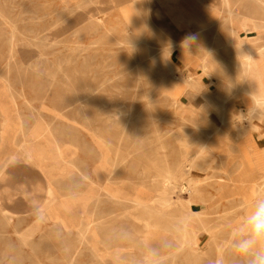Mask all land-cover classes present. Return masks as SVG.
I'll return each mask as SVG.
<instances>
[{
  "label": "rangeland",
  "instance_id": "obj_1",
  "mask_svg": "<svg viewBox=\"0 0 264 264\" xmlns=\"http://www.w3.org/2000/svg\"><path fill=\"white\" fill-rule=\"evenodd\" d=\"M205 2L220 12L218 21H197L192 0L173 6L163 0H0V94L8 105L0 108L6 151L0 149V264H248L231 247L246 232L253 204L221 192L219 179L231 181L229 167L217 169L205 159L213 143L229 140L216 123L217 98L233 80L230 59L241 53L235 33L225 40L214 30L234 32L238 17L250 12L264 22V0ZM185 8L197 20L189 21ZM247 21L252 27L249 16L241 27L250 30ZM133 22L139 29H131ZM223 46L230 51L223 53ZM206 62L228 73L224 82L211 80L216 90L201 81ZM171 70L181 76L172 78ZM192 91L209 99L215 113L206 133L199 103L185 101ZM105 164L102 179L97 168ZM255 170L250 180L263 176L264 167ZM169 172L179 185L190 186L189 178L199 185L166 190L162 178ZM105 181L120 188L121 198L103 188ZM43 195L44 205L33 201ZM62 201L71 205L58 210L71 227L51 213ZM151 221L160 232L147 242ZM193 229L201 238L195 251L182 238Z\"/></svg>",
  "mask_w": 264,
  "mask_h": 264
},
{
  "label": "bare ground",
  "instance_id": "obj_2",
  "mask_svg": "<svg viewBox=\"0 0 264 264\" xmlns=\"http://www.w3.org/2000/svg\"><path fill=\"white\" fill-rule=\"evenodd\" d=\"M230 1V0H229ZM213 3V2H212ZM231 4H229V7H230ZM233 6V5H232ZM231 6V7H232ZM215 7V6H214ZM217 8V7H216ZM212 9V8H211ZM230 9V8H229ZM208 10H209V7H208ZM212 13H214L215 15H217V19H219V16H220V12H217L215 10H211ZM230 11V10H229ZM232 19V18H231ZM216 22V21H215ZM248 22V21H247ZM131 29L132 30H136V29H139V26L138 24H134L131 23ZM141 25V24H140ZM144 26V25H143ZM144 28V27H143ZM239 28V27H238ZM258 28V27H257ZM142 29V28H141ZM235 30H237L235 27H234V32ZM243 35V34H242ZM241 35V36H242ZM145 39V38H144ZM148 41V40H147ZM145 42V41H144ZM234 44L236 45V50L238 52H241V53H237V61L235 62V72L233 73V80L232 81H227L226 85L224 87H222L219 91V94H218V98H217V101H218V109H217V113H218V116L220 117V119L218 121H216V123L218 124V126H222L221 128L219 127L218 129H222L223 132L226 134H228L229 132V129H231L232 127L234 128H237L238 129V132H239V135L240 134V131H242L244 134L246 130L244 124H245V121L246 120H249L250 121V127L252 126H255L254 124H259L264 121V70H263V67H264V54L263 55H259L258 53H253L251 50L250 52H247L245 53L244 51V46H248V43L250 42L249 39L247 38H241L237 41H233ZM177 43V42H175ZM145 46V45H144ZM250 48V47H249ZM170 49V48H168ZM167 49V50H168ZM180 49V48H178ZM242 50V51H241ZM176 51V50H175ZM256 51V49H255ZM261 50L257 51L260 53ZM152 52V50H151ZM154 52V51H153ZM175 53V52H174ZM154 55V53H153ZM160 55V54H159ZM168 55V54H167ZM156 56V55H155ZM153 57V56H152ZM169 57V55H168ZM171 58V56H170ZM214 58V57H213ZM216 58V57H215ZM209 59V58H207ZM219 59V58H218ZM151 60V59H149ZM163 60V59H162ZM165 60V59H164ZM173 60V59H172ZM158 62V61H157ZM176 62V61H175ZM160 63V62H159ZM174 63V62H173ZM167 65V64H165ZM169 66V65H168ZM176 66V65H175ZM174 66V67H175ZM173 67V68H174ZM166 68V67H165ZM176 69V68H175ZM221 69V68H220ZM219 69V70H220ZM161 70V69H160ZM172 71V78L175 79V77H179L181 75H177L178 73H175L174 70H171ZM169 71V72H171ZM180 71V70H179ZM151 72H153L151 70ZM181 72V71H180ZM185 72V71H184ZM203 72H205L207 75H209L211 77V80L212 81H215V76L220 78V80L222 82H224L226 79H227V75L228 73H226L225 71H218L217 70V67L215 65H210V64H207L204 63L203 65ZM228 72V71H227ZM169 74V73H167ZM197 74V73H196ZM188 75V74H187ZM186 75V76H187ZM184 76V75H183ZM208 76V77H209ZM229 76V75H228ZM166 77V76H165ZM164 77V78H165ZM185 77V76H184ZM230 77V76H229ZM163 78V77H162ZM171 78V79H172ZM182 78V77H181ZM195 78V77H194ZM240 78L243 79L242 82H240ZM161 79V77H160ZM196 79V78H195ZM184 80V79H183ZM165 81V80H164ZM182 81V80H181ZM185 81V80H184ZM190 82V81H189ZM194 82V81H193ZM169 83L168 81H166V83L163 84L162 88L164 90L168 89L169 88ZM172 84V83H171ZM178 84V83H177ZM188 85V84H187ZM186 85V86H187ZM224 85V84H223ZM227 87V88H226ZM138 88V87H137ZM199 88V86H198ZM203 88V87H202ZM206 88V87H205ZM219 89V88H218ZM193 92V91H192ZM240 93H244L246 94L247 96L251 97L253 99V106L250 107L249 109L247 110H240V112L238 114H234L232 112V109H231V106H230V103H231V99L233 96L237 95V94H240ZM88 98V97H87ZM216 99V98H215ZM214 99V100H215ZM3 101V95L0 94V108L2 111H4L5 107H8V105L5 103V106L3 105L2 103ZM235 103V102H234ZM217 104V103H216ZM130 109V108H129ZM231 114V115H228V114ZM248 115H250V118H248ZM117 119V118H116ZM131 120V119H130ZM236 122H240L241 125L243 126L242 127V130L239 129L237 126V123ZM4 124H5V120L3 122V131L1 133V138L3 139L4 137V130L6 129L4 127ZM35 124V123H34ZM128 124V123H127ZM262 124V123H261ZM260 128V127H259ZM207 129V128H206ZM257 129V127H256ZM219 132V131H218ZM227 137H224L223 136V139H226ZM112 144V143H111ZM196 144V143H195ZM205 148L206 147H201L200 150H204L205 151ZM113 151V150H112ZM202 153V152H201ZM203 154V153H202ZM204 155V154H203ZM61 156H63V148L61 149ZM60 156V157H61ZM105 156H106V153H105ZM109 156V155H108ZM14 157V155H12V158ZM59 157V156H58ZM100 157V156H99ZM203 157V156H202ZM107 159V158H106ZM9 164V163H8ZM113 164V163H112ZM246 166V164H245ZM4 167V166H3ZM2 167V168H3ZM103 167H106V164L105 166H101V168H97V173L100 175V177L102 179H104V169ZM247 168L248 166H246L245 170L243 168V173H246L247 171ZM3 171V170H2ZM170 173V172H169ZM181 173V172H180ZM182 176V174H181ZM184 176V175H183ZM188 176V175H187ZM3 177V172H1L0 170V179ZM51 178V177H50ZM101 179V180H102ZM163 179V187L167 189H171V188H175L176 186H178V179H177V176H175V174H169V176H166ZM211 180V179H210ZM208 180V181H210ZM236 180V181H235ZM255 183H250V186L248 185L247 181V176L246 177H243L242 179H236V178H232V180L230 181V183H228L229 181L228 180H224L223 178H220L219 179V182L221 181V183H219V187L218 189L223 192V193H229L231 192L232 194H236V195H242L245 199V203L247 205H249V207L254 203V201L256 200L257 198V193H258V187L260 186V184H264V173H263V176L260 177L259 179H251L249 180L250 182L251 181H255ZM189 181H190V186H185V184H180L178 187L180 190L183 191H190V187H192V184L194 183L195 185H199V180L198 179H193V178H189ZM217 181V180H216ZM237 181H239L240 183H237ZM106 182V181H105ZM193 182V183H192ZM192 183V184H191ZM105 185L103 186V188H106L109 190V192L111 193L112 197H117V198H121V195H120V188H111L108 183H104ZM236 188L239 189V191H241L240 193L239 192H234L236 190ZM176 189V188H175ZM174 189V190H175ZM196 189V188H195ZM217 189V191H218ZM260 189V188H259ZM38 191H42L44 192V194H47L49 192V189L47 187H40L37 189ZM177 190V189H176ZM193 194V193H192ZM214 195H212L213 197ZM161 196H159L160 198ZM192 197V196H191ZM45 198V197H44ZM43 198L44 202L40 203V205H44L45 204V199ZM122 198H126V195L123 194ZM128 198V197H127ZM113 199V198H112ZM131 199V198H130ZM162 199V198H160ZM38 200V199H37ZM165 200V199H164ZM131 201H133L135 203V205L137 206H146V207H152V203H148L147 205L146 204H142L140 203L139 201H136L134 199H131ZM157 202H159V199H158V196H157V199H156ZM161 201V200H160ZM190 203H192L191 199H190ZM55 204V203H54ZM92 204V203H91ZM166 205V203H164ZM164 205V206H165ZM192 205V204H191ZM243 205V204H242ZM60 207H64V208H68V211H71V205L66 203L65 201H62V202H58L57 204L54 205L53 209L51 210V213H53V217L54 218H59V220L61 219L67 226H70L68 224V221L66 220V218L62 217V215H60L59 213V209ZM241 207V206H240ZM192 209V208H191ZM248 209V208H247ZM95 210V209H94ZM190 210V209H189ZM245 210V209H243ZM181 211V210H180ZM193 214H197L198 212L192 210ZM222 212V211H221ZM50 213V212H49ZM246 213V212H245ZM142 214V213H141ZM248 215V214H247ZM6 216V215H5ZM185 216V215H183ZM160 217V216H159ZM222 218V217H221ZM152 219V218H151ZM182 219V218H181ZM190 219V218H189ZM131 220V219H130ZM150 220V219H149ZM79 221V220H78ZM90 221V220H89ZM88 222V221H87ZM148 222V221H147ZM183 222V221H182ZM89 223V222H88ZM92 223V222H91ZM134 223V222H133ZM156 223V221H155ZM154 222H150V223H147L146 224V228L149 229V232L147 234V236L145 237V240L147 242H149V239L154 237L156 234H158L159 229L157 230V224H155ZM186 223V221H185ZM90 224V223H89ZM71 227V226H70ZM94 227V226H93ZM178 227V226H176ZM89 228V227H88ZM179 228V227H178ZM27 230V229H26ZM235 230V229H234ZM233 230V231H234ZM207 231V230H206ZM164 232V231H163ZM180 232V230H179ZM200 232V231H199ZM165 233V232H164ZM233 233V232H232ZM20 236V235H19ZM182 238L183 240L185 241V243L187 242V239H189V242L191 243L190 245L193 247V250H197L196 248L201 245V238H200V233H198L197 230L193 229L191 230L190 232V236L189 238H187V235L186 234H183L182 235ZM181 238V239H182ZM210 242V241H209ZM31 243V242H30ZM189 244V243H188ZM233 246V245H232ZM207 247H205L206 249ZM232 248V247H231ZM204 249V247H203ZM181 250V249H180ZM201 252V251H200ZM192 253V252H191ZM194 254H196L195 252H193ZM199 253V252H198ZM197 253V254H198ZM202 253V252H201ZM205 253V252H204ZM222 253V252H221ZM150 251L148 252L147 256L148 257H151L150 255ZM192 255V254H191ZM199 255V254H198ZM197 255V256H198ZM201 255V254H200ZM190 256V255H189ZM191 257V256H190ZM194 257V256H192ZM154 259H152V262H153ZM155 261V260H154ZM71 262V261H70Z\"/></svg>",
  "mask_w": 264,
  "mask_h": 264
},
{
  "label": "crops",
  "instance_id": "obj_3",
  "mask_svg": "<svg viewBox=\"0 0 264 264\" xmlns=\"http://www.w3.org/2000/svg\"><path fill=\"white\" fill-rule=\"evenodd\" d=\"M156 4L158 3V0H153ZM164 3L166 5L169 6H173V5H178V0H163ZM192 5L190 4L189 6L193 7V15L196 18V15L198 17L197 19L191 18V14L190 12L187 11V9L185 8L184 11L187 13V17H190L191 19L189 21H193V20H197V21H201V23H205L206 19H210L211 21H218L217 19V15H214L212 13V9L211 7H209V14L208 16H204V13L200 12V10L198 9V5L202 6V10L203 12L208 8L205 7L206 6V2L205 0H192ZM203 2V4L201 3ZM217 5V3H214ZM243 16H249V18L251 17L253 20V23L251 24L252 27H250V21L248 22V26L247 28H250V30L248 29H244L243 27H241V22H242V17ZM241 17H238L237 22L238 25L235 27L237 30H235L236 32H233L231 29H226V30H222L220 29L218 31V29L214 30V36L215 38H222L225 39L230 37V34L228 35V33L232 32L235 33L236 35L234 37H236V40H239L241 38H247L250 40V42L248 43V48L253 52V53H263L264 54V22H260L258 19L255 18L254 14L250 12V14H244ZM203 20V21H202ZM239 27V28H238ZM258 27V28H257ZM243 34V35H242ZM242 35V36H241ZM213 36V37H214ZM226 42V41H225ZM231 48L226 49V46L222 47V52L223 53H228L230 51ZM256 49V51H255ZM245 53L249 52L247 50V48L244 49ZM260 51L257 52V51ZM236 51V48H235ZM221 52V51H220ZM232 53V51H231ZM264 58V57H263ZM236 59H230V61L232 62V64H234V62ZM264 61V60H263ZM264 70V67H263ZM204 74L202 76V83H204L206 86H208L211 90H216L217 89V85L213 84L211 81V77ZM186 98V99H185ZM185 101H187L188 103H193L192 105H194V103H199V110H200V114L202 115L201 117L205 118L208 122V124L204 127L206 129V131H204L205 133L208 132L209 130H211L212 127V123H213V118H215V113L211 110V105L209 104V99H207L203 94L200 93H194L192 92L190 97H186L185 95ZM248 99H245L244 95L237 94L235 96L232 97L231 99V103H232V112L234 114H238L240 112V110H247L250 107L253 106V99L249 96H247ZM247 101H249V105L247 104ZM235 102V103H234ZM195 107H197V105H194ZM198 110V111H199ZM248 118H250V115H248ZM237 126H239L238 128L242 130V125L240 122H236ZM262 123V124H261ZM259 124H254L255 126L250 127V121L246 120L245 121V128L247 131H245L244 134H242L243 132L240 131L238 132L237 128H231L229 129L228 132V136H229V140L224 141V142H219V143H213L214 145H212V148L214 149V152H210V153H206L207 157L205 159V162L207 165H212V166H217V169H219L221 166H228L229 168L227 169V172L229 171V173L227 174V179L232 180V178H236V179H242L243 174L240 171V167L242 165V163L246 164V166H248L247 169V179L250 180V174H253L255 172H257L258 170H255L256 168H262L264 167V121H262ZM257 127V129H256ZM260 127V128H259ZM196 143H200L202 144V146H206L204 142L201 141V139L197 136L196 138ZM196 144V145H197ZM0 149L4 150L2 147H0ZM230 151V152H229ZM5 154L6 151L4 150ZM11 153H13V151L11 150ZM14 157H15V153H14ZM13 157V158H14ZM243 157V158H242ZM250 165L252 166V169L250 170ZM5 166L3 168H0L1 172H3L2 170H4ZM217 173V172H216ZM221 174V173H220ZM223 174V173H222ZM221 174V175H222ZM3 177L0 179L2 180ZM46 185V184H45ZM29 190H22L23 193V198H27L29 197L28 194ZM44 193V192H43ZM13 194V193H11ZM5 196V195H4ZM7 196V195H6ZM45 197V195L43 196H38L34 198V202H37L39 205L42 202L43 203V198ZM237 197H239V195H237ZM38 199V200H37ZM45 199V198H44Z\"/></svg>",
  "mask_w": 264,
  "mask_h": 264
},
{
  "label": "clouds",
  "instance_id": "obj_4",
  "mask_svg": "<svg viewBox=\"0 0 264 264\" xmlns=\"http://www.w3.org/2000/svg\"><path fill=\"white\" fill-rule=\"evenodd\" d=\"M245 223L246 232L234 241L233 253L237 257H247L248 264H264V197L254 201Z\"/></svg>",
  "mask_w": 264,
  "mask_h": 264
}]
</instances>
